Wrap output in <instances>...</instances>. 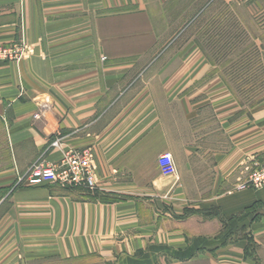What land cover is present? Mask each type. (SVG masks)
<instances>
[{"label":"crops","instance_id":"obj_1","mask_svg":"<svg viewBox=\"0 0 264 264\" xmlns=\"http://www.w3.org/2000/svg\"><path fill=\"white\" fill-rule=\"evenodd\" d=\"M175 2L0 0V45L24 53L0 63V264H264V187L238 189L264 102L246 110L168 34ZM83 149L94 190L24 183Z\"/></svg>","mask_w":264,"mask_h":264},{"label":"rangeland","instance_id":"obj_2","mask_svg":"<svg viewBox=\"0 0 264 264\" xmlns=\"http://www.w3.org/2000/svg\"><path fill=\"white\" fill-rule=\"evenodd\" d=\"M172 7L168 34L179 33L181 27L178 45L189 40L198 42L214 75L223 79L246 110L263 103L264 0H176ZM262 156L264 160V153ZM262 161L247 164L246 179L256 168L255 163Z\"/></svg>","mask_w":264,"mask_h":264},{"label":"built area","instance_id":"obj_3","mask_svg":"<svg viewBox=\"0 0 264 264\" xmlns=\"http://www.w3.org/2000/svg\"><path fill=\"white\" fill-rule=\"evenodd\" d=\"M20 45L6 47L0 45V63L20 60L23 56ZM35 119H40L50 111L49 100L41 102ZM59 143H55L57 146ZM158 166L165 177L177 174V168L172 153L166 152L159 156ZM94 152L91 149L67 152L60 164H36L28 172L24 183L30 187L59 185L61 187H82L94 190L97 187V167ZM255 169L249 178L242 179L238 189L258 190L264 187V160L255 163Z\"/></svg>","mask_w":264,"mask_h":264},{"label":"bare ground","instance_id":"obj_4","mask_svg":"<svg viewBox=\"0 0 264 264\" xmlns=\"http://www.w3.org/2000/svg\"><path fill=\"white\" fill-rule=\"evenodd\" d=\"M177 176V174L176 175H174L173 177H176Z\"/></svg>","mask_w":264,"mask_h":264}]
</instances>
